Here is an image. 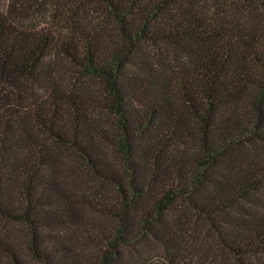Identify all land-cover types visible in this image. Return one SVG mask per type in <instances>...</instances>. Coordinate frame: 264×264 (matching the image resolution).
<instances>
[{
	"label": "trees",
	"instance_id": "trees-1",
	"mask_svg": "<svg viewBox=\"0 0 264 264\" xmlns=\"http://www.w3.org/2000/svg\"><path fill=\"white\" fill-rule=\"evenodd\" d=\"M0 264H264V0H0Z\"/></svg>",
	"mask_w": 264,
	"mask_h": 264
},
{
	"label": "rangeland",
	"instance_id": "rangeland-1",
	"mask_svg": "<svg viewBox=\"0 0 264 264\" xmlns=\"http://www.w3.org/2000/svg\"><path fill=\"white\" fill-rule=\"evenodd\" d=\"M46 19V18H45ZM44 23V22H43ZM31 24L34 26V23H32V22H28V23H26V25L27 26H31ZM87 80V81H86ZM79 79V82H80V84L81 85H83V89L85 90V91H87L88 89H90L91 90V88H92V86L93 85H95L96 84V82H95V80L94 79ZM10 234L12 235V234H14L15 236H17L18 238H17V240H18V242H20L21 241V239H20V237H19V234H18V231H15V230H11L10 231ZM21 244L22 243H18V247H22L21 246ZM159 247L160 246H157V245H155L154 243H151L150 244V247L149 248H151L150 250H149V252L151 253V256L152 257H156V256H158V254L160 253V249H159ZM20 250V249H19Z\"/></svg>",
	"mask_w": 264,
	"mask_h": 264
}]
</instances>
